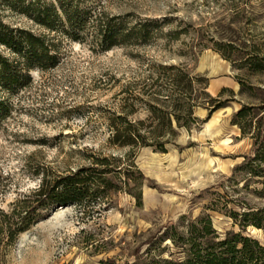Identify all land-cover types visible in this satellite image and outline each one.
<instances>
[{"label": "trees", "instance_id": "obj_1", "mask_svg": "<svg viewBox=\"0 0 264 264\" xmlns=\"http://www.w3.org/2000/svg\"><path fill=\"white\" fill-rule=\"evenodd\" d=\"M231 37L184 44L179 57L195 59L205 48H213L231 62L238 93L224 86L217 95L209 91L210 80L192 70L187 62L152 59L148 73L121 83L114 94L113 107L103 111L107 147L127 149L125 154L106 153L103 148L85 151L86 163L62 173L39 169L37 187L18 193L4 206L8 191L0 178V264H10V255L21 235L49 217L59 206L74 204L84 213L113 204V196L124 192L144 205L146 176L135 162L137 149L151 147L168 152L177 145L182 131H191L202 119L198 108L217 109L239 101L231 124L241 138L252 142L250 152L215 186L210 202L196 217L183 216L167 226L161 235H151L142 256L125 264H264V243L247 233L250 226L264 230V31L244 20L253 0L229 1ZM19 10L44 32L5 23L0 2V88L9 96L33 83L32 71H49L60 65L63 37L90 42L94 50L115 47H145L165 36L167 43L178 42L187 27L164 33L168 20L134 19L132 15L111 14L102 0H15ZM250 24L243 26V22ZM242 34H246L242 36ZM109 79L102 83L107 85ZM239 95L240 98H236ZM13 103L0 99V129L11 113ZM144 112V117H135ZM5 182H4V181ZM257 198V200H255ZM255 200V201H254ZM104 206V207H106ZM208 210L218 211L233 222L225 232L216 229ZM169 240V245L164 243ZM164 246V247H163ZM168 251V256L162 254ZM102 264H120L116 258Z\"/></svg>", "mask_w": 264, "mask_h": 264}, {"label": "rangeland", "instance_id": "obj_2", "mask_svg": "<svg viewBox=\"0 0 264 264\" xmlns=\"http://www.w3.org/2000/svg\"><path fill=\"white\" fill-rule=\"evenodd\" d=\"M102 1L111 14L168 20L164 33L176 27H187L191 33L178 42L167 43L163 36L145 47L108 51L63 37L64 56L59 66L32 71V85L14 95L0 88V99L10 97L13 103L0 129V178L7 177L8 185L4 206L18 193L39 185V169L62 173L76 168L86 163L85 151L90 149L125 154L127 149L106 146L108 131L102 113L113 107L120 86H114L116 78L125 83L147 74L152 59L187 62L192 70L209 77L213 95L222 85L239 91L231 62L213 48H205L195 59L177 54L183 41L202 40L212 45V38L231 37L230 0ZM0 2L5 23L44 32L12 7L15 0ZM246 19H252L251 26L257 31H264V0H253ZM242 24L250 27L246 21ZM0 49L9 54L2 46ZM107 79V85L102 83ZM239 107V101H232L210 117L208 109L198 108L196 115L202 122L191 131H182L177 145L168 152L151 147L135 151V162L146 176L142 208L124 192L113 196L112 205L105 204L92 213H84L74 204L56 207L49 217L21 235L10 264H102L109 258H116L120 264L135 261L145 253L151 235H161L183 216L198 217L210 202L211 193L218 190L215 186L224 176L232 175L234 166L250 152L251 140L241 138L240 129L231 124L232 114ZM144 116L140 112L135 117ZM208 212L218 231L233 228L224 214ZM247 233L264 243L263 229L250 226ZM169 243L167 240L164 246ZM168 254L165 251L162 255Z\"/></svg>", "mask_w": 264, "mask_h": 264}, {"label": "crops", "instance_id": "obj_3", "mask_svg": "<svg viewBox=\"0 0 264 264\" xmlns=\"http://www.w3.org/2000/svg\"><path fill=\"white\" fill-rule=\"evenodd\" d=\"M222 86H226V85H222Z\"/></svg>", "mask_w": 264, "mask_h": 264}]
</instances>
